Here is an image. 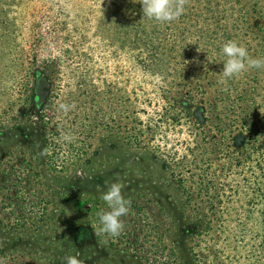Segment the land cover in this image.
<instances>
[{
	"label": "trees",
	"instance_id": "obj_1",
	"mask_svg": "<svg viewBox=\"0 0 264 264\" xmlns=\"http://www.w3.org/2000/svg\"><path fill=\"white\" fill-rule=\"evenodd\" d=\"M33 1L0 0V240H36L17 239L0 258L264 264V69L220 83L217 55L235 40L264 56V0H184V14L169 24L145 18L142 0H111L96 20L105 54L92 67L88 55L81 71L72 67L75 47L58 36L60 27L70 34L66 22L59 16L46 32L30 19ZM58 103L75 107L64 114ZM98 132L149 153L169 173L186 221L178 239L164 204L128 195L124 230L103 235L105 253L95 255L106 205L89 191L81 194L93 219L58 237L67 219L56 215L55 196L77 202ZM69 174L65 189L56 178Z\"/></svg>",
	"mask_w": 264,
	"mask_h": 264
},
{
	"label": "rangeland",
	"instance_id": "obj_2",
	"mask_svg": "<svg viewBox=\"0 0 264 264\" xmlns=\"http://www.w3.org/2000/svg\"><path fill=\"white\" fill-rule=\"evenodd\" d=\"M111 0H35L30 5V19L35 20L47 31L56 18L66 22V29H70L67 36L66 31L60 27L59 37L68 38L73 49L72 67L79 71L85 66V60L90 55L93 61L89 67L95 64L100 55H104V48H98V38L96 37V20L102 15L101 11L106 3ZM62 9V10H61ZM48 52L56 53L55 47L51 46ZM71 60L69 61L70 65ZM71 66V65H70ZM84 166L85 175H78L80 185L77 202H65L60 195L55 196L54 211L56 215H64L66 220H61L58 224L57 235L60 237L73 230L75 225L85 223L92 217V212H88V205L84 203L81 193H93L100 197L107 187L114 182L122 185L123 195L142 196L164 204L170 211L173 219H176V233L172 240L179 237L177 234L181 227L186 225V221L181 218V202L179 194L175 191L169 178V173L165 171L160 162L149 153L127 146L121 137L112 133L98 132L93 141V148L90 157ZM71 174L56 178L57 183L64 184L65 189ZM73 179V178H72ZM61 213V214H60ZM35 234L7 235L0 240V254L6 253L17 239L21 244L35 243ZM25 238V239H23ZM106 245L103 235L97 234L93 242L94 254L103 255ZM2 257V256H0ZM96 258V257H95ZM0 258V264H15V262ZM21 264H52L48 258H42L39 262L23 258Z\"/></svg>",
	"mask_w": 264,
	"mask_h": 264
},
{
	"label": "clouds",
	"instance_id": "obj_3",
	"mask_svg": "<svg viewBox=\"0 0 264 264\" xmlns=\"http://www.w3.org/2000/svg\"><path fill=\"white\" fill-rule=\"evenodd\" d=\"M184 12V0H142L143 16L159 24L176 21ZM217 55L223 65L219 74L220 83H227L250 70L264 69V56H251L248 48L235 40L226 41ZM74 107V104L58 103V110L64 114ZM61 138L68 142L73 140V136L69 134H62ZM101 199L106 205V210L97 213L95 235L119 237L125 227L121 218L128 214L130 201L123 195L122 185L119 182L111 183L103 192ZM65 264H84V262L77 256H68L65 258Z\"/></svg>",
	"mask_w": 264,
	"mask_h": 264
}]
</instances>
